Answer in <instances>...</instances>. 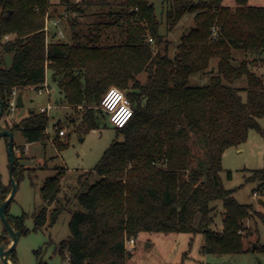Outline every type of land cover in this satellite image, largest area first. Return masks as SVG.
<instances>
[{
	"label": "trees",
	"instance_id": "obj_1",
	"mask_svg": "<svg viewBox=\"0 0 264 264\" xmlns=\"http://www.w3.org/2000/svg\"><path fill=\"white\" fill-rule=\"evenodd\" d=\"M76 1L65 0L68 9L105 8L108 19L67 43L47 39L51 0H0V120L9 111L13 91L41 86L47 70L65 104L83 109L77 131L96 128L98 115L105 113L95 108L112 86L126 91L133 107L128 123L114 128L122 140L113 141L93 168L100 179L77 195L82 209L71 216L70 235L57 248L60 256L69 264H126V242L143 232L202 233L207 254L247 251L245 223L253 208L239 203L234 190L223 185L222 155L245 142L250 129L264 135L259 122L264 119V77L253 71L256 60L235 64L232 56L234 50L264 52V6L248 0H234V8L223 0H164L167 31L186 13L193 14L192 28L170 58L150 0ZM6 36L12 38L3 41ZM6 54L13 58L9 68ZM196 73L210 74L209 82L190 85ZM241 78L246 86H233ZM47 119L46 113L33 111L10 131L20 130L28 143L46 141ZM16 169L15 158L17 178ZM62 173L41 188L47 205L57 199ZM226 177L232 178L230 170ZM246 180L256 183V190L264 188V169L252 171ZM10 188L0 182V204ZM217 201L223 208L219 231L211 228ZM59 211L49 214L50 223ZM5 213L20 234L26 232L24 216L10 217L8 207ZM47 219L44 207L34 216V229ZM35 253L36 264H45Z\"/></svg>",
	"mask_w": 264,
	"mask_h": 264
},
{
	"label": "rangeland",
	"instance_id": "obj_2",
	"mask_svg": "<svg viewBox=\"0 0 264 264\" xmlns=\"http://www.w3.org/2000/svg\"><path fill=\"white\" fill-rule=\"evenodd\" d=\"M70 4L76 0H69ZM156 15L161 22L159 32L164 35L168 46V56L173 58L177 51L182 35L193 26V14L186 13L176 24L167 31L165 22L164 0H150ZM52 6L46 18L48 27L47 39L72 43L87 34L88 26L108 19V9L86 8L83 11H71L65 0H51ZM66 5H65V4ZM224 5L234 6V0H223ZM249 5L264 6V0H249ZM12 38L6 36L3 41ZM83 40V39H82ZM233 63L237 64L247 59L256 60L253 71L264 77L263 53L233 51ZM216 59L211 60V69L216 67ZM210 69V70H211ZM210 74L196 73L190 76V85H206ZM141 79L143 77L141 76ZM45 85L47 90L38 92V87H28L17 92L22 96L23 107H16L0 120L3 129L12 128L14 122H20L28 117L31 111L44 112L47 115L49 139L46 141L26 142L20 130L11 131L13 134V154L17 160L18 187L14 198L8 206V214L12 218H23L26 232L20 234L18 243L12 253L15 264H36L39 259L45 264H69L58 253L59 244L70 235L69 221L72 214L81 210L77 195L87 185H92L100 179L93 171L101 156L113 141H121L114 127L104 115H98L96 128L86 132L77 131L83 117L81 106L70 107L65 104L63 95L52 79L51 70L46 71ZM233 86L244 88L246 78L237 80ZM243 100L246 92L241 91ZM95 108V107H94ZM47 109V110H45ZM97 109V107L95 108ZM264 127V119L260 120ZM59 135L58 143L55 142ZM63 132V133H60ZM63 145V146H59ZM202 155L200 148H195ZM221 179L227 189H233L234 198L241 204L251 205L252 216L246 221L248 235L244 237L247 251L238 254H207L202 251L204 235L202 233H140L135 238L134 246L127 248L130 254L126 264H264V188L256 190V183L246 179L252 171L264 169V135L250 129L245 142L227 148L222 155ZM64 170V171H63ZM226 170L232 172V178L226 177ZM64 172V173H62ZM63 174L57 199L47 205L41 194V188L48 178ZM0 182L9 187V155L8 140L0 137ZM254 191L257 196H254ZM262 200L263 202H261ZM217 206L213 230L222 229L223 208L220 201ZM44 207L48 219L44 226L34 229V216ZM55 208L60 211L53 223H50V213ZM6 233L0 220V238ZM9 244L8 235L0 239V246ZM0 264H5L0 257Z\"/></svg>",
	"mask_w": 264,
	"mask_h": 264
},
{
	"label": "water",
	"instance_id": "obj_3",
	"mask_svg": "<svg viewBox=\"0 0 264 264\" xmlns=\"http://www.w3.org/2000/svg\"><path fill=\"white\" fill-rule=\"evenodd\" d=\"M4 61L6 68H9L12 64L13 58L12 55L6 54L4 55ZM24 103L22 101V96L17 95L16 97V107H23ZM3 104L2 99L0 97V118L3 115ZM33 111H31L32 113ZM0 137H6L8 140V155H9V177H10V191L8 195L4 198V200L0 204V220L4 226L6 234L8 235L9 244L3 242L0 246V257L5 264H15L13 260H11L12 252L14 251L16 244L18 243L20 232L13 227V225L9 222L5 210L9 206L10 202L14 198L18 187V181L16 176L14 175L15 168V158L13 154V134L8 129L0 130ZM263 202L262 200H260Z\"/></svg>",
	"mask_w": 264,
	"mask_h": 264
},
{
	"label": "built area",
	"instance_id": "obj_4",
	"mask_svg": "<svg viewBox=\"0 0 264 264\" xmlns=\"http://www.w3.org/2000/svg\"><path fill=\"white\" fill-rule=\"evenodd\" d=\"M44 29L46 32V36H48L47 24ZM43 90L48 91L47 85H45L44 83L38 87V92L41 93ZM16 97L17 92L13 91L12 96L9 100L10 113H12L16 108ZM97 108L106 114L109 123L114 128H122L123 126H125L133 115L132 103L126 95V91L114 86L108 88L107 91L103 94ZM253 194L254 196H257L256 192H254ZM134 244L135 239L131 238L126 242V247H133Z\"/></svg>",
	"mask_w": 264,
	"mask_h": 264
},
{
	"label": "crops",
	"instance_id": "obj_5",
	"mask_svg": "<svg viewBox=\"0 0 264 264\" xmlns=\"http://www.w3.org/2000/svg\"><path fill=\"white\" fill-rule=\"evenodd\" d=\"M249 1V0H248ZM236 5V4H235ZM235 5L233 6H229V7H231V8H234L235 7ZM47 26L49 27V24L47 23ZM23 101V100H22Z\"/></svg>",
	"mask_w": 264,
	"mask_h": 264
}]
</instances>
